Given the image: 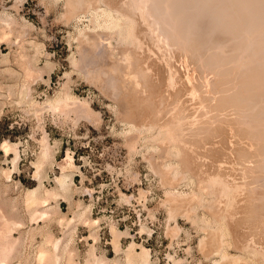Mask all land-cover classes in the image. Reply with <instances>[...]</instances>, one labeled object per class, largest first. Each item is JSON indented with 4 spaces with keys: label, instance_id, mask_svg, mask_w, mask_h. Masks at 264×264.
<instances>
[{
    "label": "rangeland",
    "instance_id": "1",
    "mask_svg": "<svg viewBox=\"0 0 264 264\" xmlns=\"http://www.w3.org/2000/svg\"><path fill=\"white\" fill-rule=\"evenodd\" d=\"M165 1L0 0L10 264H55L41 248L58 264H128L143 247L149 264H264V20L237 0ZM39 184L58 195L32 219Z\"/></svg>",
    "mask_w": 264,
    "mask_h": 264
},
{
    "label": "bare ground",
    "instance_id": "2",
    "mask_svg": "<svg viewBox=\"0 0 264 264\" xmlns=\"http://www.w3.org/2000/svg\"><path fill=\"white\" fill-rule=\"evenodd\" d=\"M165 1V0H164ZM177 1V0H176ZM184 1V0H183ZM203 1V0H202ZM205 1V0H204ZM139 2V1H138ZM144 2V1H143ZM147 2V1H146ZM166 2V1H165ZM178 2V1H177ZM193 2H195V1H193ZM200 2V1H199ZM207 2H209V1H207ZM237 2H238V5H237V7L236 8H238V6H239V8L237 9L238 11L240 10V12L242 11V8L244 7V8H248V6H251V7H254L255 5L258 7L257 9H255L256 11H254V14L253 13H250L251 12V10H250V12H249V10L247 9H243V11L241 12L242 13V15H243V17L245 16L244 14H248V13H250V17H248V16H245V20H248V18H249V21H252V20H254V18H253V15H254V17L256 16V14H258V16L255 18L256 19V21H262L260 18H263V20H264V0H240V1H238L237 0ZM241 2H243V4L244 5H242L241 4ZM155 3V2H154ZM162 3H163V1H162ZM170 3V2H169ZM201 3V2H200ZM143 4V3H142ZM145 4V3H144ZM168 4V3H167ZM211 4V3H210ZM218 4V3H217ZM234 4V3H233ZM237 4V3H236ZM155 5V4H154ZM162 5V4H161ZM179 5V4H178ZM141 6V5H140ZM143 6V5H142ZM162 6H164V3H163V5ZM169 6V5H168ZM187 6V5H186ZM198 6H200V4L198 5ZM198 6H196V7H198ZM232 6V5H231ZM90 7V6H89ZM144 7V6H143ZM147 7V6H146ZM178 7V6H177ZM220 7V6H219ZM260 7L262 8V9H260ZM92 8V7H91ZM140 8V7H139ZM150 8V7H149ZM165 9H166V7H164ZM211 8V7H210ZM223 8V7H222ZM222 8H220L221 10H222ZM225 8V7H224ZM228 7H226V9H227ZM256 8V7H255ZM134 9V8H133ZM205 9V8H204ZM219 9V11L221 12V10ZM250 9V8H249ZM254 9V8H253ZM143 9H141V11H142ZM145 10H146V8H145ZM191 10V9H190ZM193 10V9H192ZM89 11V10H88ZM111 11H113V10H111ZM147 11H149V10H147ZM146 11V12H147ZM159 11V10H158ZM245 11H248L247 13H245ZM96 12V11H95ZM143 12V11H142ZM150 12V11H149ZM203 12H205V11H203ZM89 13V12H88ZM97 13V12H96ZM103 13H104V11H103ZM105 13H106V10H105ZM119 13V12H118ZM165 13H166V11H165ZM187 13V12H186ZM226 13V12H225ZM237 12H235V14H236ZM244 13V14H243ZM107 14H109L108 12H107ZM120 14V13H119ZM143 14V13H142ZM201 14V13H200ZM203 14H206V13H203ZM203 14L201 15V16H203ZM220 15H221V18H222V16L223 15H225V14H223V12L222 13H219ZM229 14V13H228ZM232 14V13H231ZM233 14H234V12H233ZM238 14H240L239 12H238ZM238 14H237V17H238ZM251 14H253L252 16H251ZM84 15V14H83ZM82 15V16H83ZM110 15V14H109ZM117 15V14H116ZM115 15V16H116ZM147 15V14H146ZM154 15V14H153ZM157 15V14H156ZM191 15V14H190ZM194 15H196V14H194ZM209 15V14H208ZM220 15H218L219 16V18H220ZM227 15V14H226ZM224 16V18L225 19H229V18H227V16ZM230 15V14H229ZM249 15V14H248ZM94 16V15H93ZM106 16H108V15H106ZM105 16V17H106ZM122 16V15H121ZM172 16V15H171ZM233 16V15H232ZM231 15L229 16V17H232ZM109 17H111V16H109ZM112 17H114V15H112ZM118 17H119V15H118ZM151 17V16H150ZM153 17V16H152ZM158 17V16H157ZM166 17V16H165ZM179 17V16H178ZM189 17V16H188ZM234 17V16H233ZM233 17L231 18V19H233ZM242 17V18H243ZM246 17H248V18H246ZM115 18V17H114ZM120 18V17H119ZM141 18V17H140ZM168 18V17H167ZM203 18V17H202ZM257 18H258V20H257ZM99 19V18H98ZM116 19V18H115ZM115 19H113L114 21V24H116V25H120V26H122V24H119L120 23V20H119V22H117V20H115ZM214 19H216V18H214ZM251 19V20H250ZM260 19V20H259ZM109 20V19H108ZM108 20H106L107 22H108ZM165 20V19H164ZM167 20V19H166ZM165 20V21H166ZM169 20V19H168ZM174 20V19H173ZM241 20V19H240ZM112 21V20H111ZM163 21V20H162ZM229 21V20H228ZM243 21V20H242ZM255 21V20H254ZM7 22V21H6ZM168 22V21H167ZM230 22V21H229ZM228 22V23H229ZM166 23V22H165ZM191 23V22H190ZM221 23V22H220ZM251 23V22H250ZM262 23V22H261ZM8 24V23H7ZM112 24V23H111ZM123 24H124V22H123ZM132 24V23H131ZM181 24V23H180ZM236 24H237V22H236ZM254 24H255V22H254ZM264 24V22L262 23V25ZM109 25H110V20H109ZM169 25V24H168ZM182 25H183V23H182ZM191 25V24H190ZM202 25V24H201ZM205 25H207V24H205ZM209 25V24H208ZM207 25V26H208ZM230 25H231V22H230ZM251 25H252V23H251ZM115 26V25H114ZM119 26V27H120ZM151 26H153L152 24H151ZM167 26V25H166ZM170 26V25H169ZM196 26V25H195ZM202 26H204V25H202ZM220 26V25H219ZM232 26V25H231ZM240 26V25H239ZM249 26H250V24H249ZM256 26V25H255ZM264 26V25H263ZM118 27V26H117ZM116 27V28H117ZM124 27V26H123ZM131 27V26H130ZM150 27V26H149ZM182 27V26H181ZM247 27V26H246ZM252 27V26H251ZM128 28V27H127ZM132 28V27H131ZM154 28V27H153ZM167 28V27H166ZM180 28V27H179ZM240 28V27H239ZM130 29V28H129ZM159 29V28H158ZM169 29V28H168ZM203 29H204V27H203ZM184 30V29H183ZM200 30V29H199ZM199 30L197 31V32H199ZM230 30V29H229ZM245 30V29H244ZM252 30V29H251ZM250 30V31H251ZM254 30V29H253ZM6 31V30H5ZM130 31H133L132 29L130 30ZM156 31V30H155ZM160 31V30H159ZM173 31V30H172ZM178 31V30H177ZM240 31V30H239ZM242 31V30H241ZM175 32V31H174ZM255 32H256V30H255ZM254 32V33H255ZM264 32V31H263ZM130 33V32H129ZM177 33V32H176ZM228 33V32H227ZM251 33V32H250ZM256 33H258V32H256ZM260 33V32H259ZM120 33H118V35H119ZM169 34V33H168ZM175 34V33H174ZM198 34V33H197ZM207 34V33H206ZM235 34V33H234ZM262 34V33H261ZM133 35V34H132ZM255 35V34H254ZM126 36V35H125ZM180 37V36H179ZM198 37V36H197ZM231 37V36H230ZM233 38H234V36H232ZM248 37V36H247ZM126 38V37H125ZM170 38V37H169ZM166 39V38H165ZM199 39V38H198ZM236 39V38H235ZM249 39V38H248ZM133 40V39H132ZM204 40V39H203ZM240 40V39H239ZM263 40V39H262ZM17 41V40H16ZM126 41V40H125ZM231 41V40H230ZM244 41V40H243ZM246 41V40H245ZM140 42V41H139ZM167 42V41H166ZM263 42V41H262ZM134 43V42H133ZM238 43H240V42H238ZM251 43V42H250ZM249 43V44H250ZM237 44V43H236ZM263 44V43H262ZM141 45V44H140ZM234 45V44H233ZM243 45V44H242ZM255 45H256V43H255ZM232 46V45H231ZM236 46V45H235ZM234 46V47H235ZM260 46H262V45H260ZM259 46V47H260ZM246 47H248V46H246ZM213 48V47H212ZM248 49V48H247ZM234 50V49H233ZM236 50V49H235ZM234 50V51H235ZM249 50V49H248ZM259 50V49H258ZM251 52V51H250ZM214 53V52H213ZM217 53V52H216ZM218 53H219V51H218ZM260 53V52H259ZM235 54H237V53H235ZM214 55V54H213ZM230 55V54H229ZM237 56H238V54H237ZM242 56V55H241ZM232 57H234V55H232ZM225 58V57H224ZM256 58V57H255ZM219 59V58H218ZM246 60V59H245ZM256 60V59H255ZM259 60V59H258ZM217 61V60H216ZM241 61V60H240ZM243 61V60H242ZM224 62V61H223ZM234 62V61H233ZM239 62V61H238ZM30 63H31V61H30ZM218 63V62H217ZM221 63V62H220ZM226 63V62H225ZM225 63H223L224 65H225ZM228 63V62H227ZM235 63V62H234ZM236 64V63H235ZM216 65V64H215ZM240 65H242V64H240ZM239 65V66H240ZM172 66V65H171ZM226 66V65H225ZM224 66V67H225ZM233 66V65H232ZM247 66V65H246ZM220 67V66H219ZM223 67V66H222ZM37 68V67H36ZM241 68V67H240ZM231 69H232V67H231ZM234 69V68H233ZM226 70V69H225ZM178 72V71H177ZM191 72V71H190ZM221 72V71H220ZM219 72V73H220ZM227 72V71H226ZM229 72V71H228ZM255 72H256V70H255ZM175 73V72H174ZM239 73V72H238ZM254 73V72H253ZM176 74V73H175ZM222 74V73H221ZM235 74V73H234ZM245 74V73H244ZM249 74V73H248ZM178 75V74H177ZM223 75V74H222ZM228 75V74H227ZM239 75V74H238ZM242 75V74H241ZM218 76V75H217ZM231 76V75H230ZM244 76V75H243ZM177 78V77H176ZM210 78V77H209ZM213 78V77H212ZM227 78H229V77H227ZM252 78V77H251ZM260 78H262V77H260ZM238 79V78H237ZM248 79H249V77H248ZM252 79H254V78H252ZM230 80V79H229ZM232 81V80H231ZM239 81V80H238ZM249 81V80H248ZM252 81V80H251ZM221 82V81H220ZM240 82H241V80H240ZM215 83V82H214ZM213 83V84H214ZM231 83V82H230ZM242 83V82H241ZM264 83V82H263ZM208 84V83H207ZM216 84V83H215ZM221 84H222V82H221ZM227 84H229V83H227ZM253 84H255V83H253ZM262 84V83H261ZM189 85V84H188ZM219 85V84H218ZM223 85V84H222ZM249 85V84H248ZM1 86V85H0ZM242 86H243V84H242ZM258 86V85H257ZM246 87V86H245ZM255 87V86H254ZM253 87V88H254ZM15 88V87H14ZM194 88V87H193ZM208 88V87H207ZM215 88V87H214ZM224 88V87H223ZM227 88V87H226ZM242 88V87H241ZM240 88V89H241ZM252 89V88H251ZM168 90V89H167ZM170 90H171V88H170ZM194 91H196V90H194ZM212 91V90H211ZM223 91V90H222ZM250 91V90H249ZM257 91V90H256ZM255 91V92H256ZM205 92V91H204ZM264 92V91H263ZM29 93V92H28ZM170 93V92H169ZM216 93V92H215ZM226 93V92H225ZM240 93V92H239ZM260 93V92H259ZM60 94V93H59ZM171 94V93H170ZM201 94V93H200ZM241 94V93H240ZM63 95V94H62ZM193 95V94H192ZM195 95H197V94H195ZM218 95V94H217ZM251 95H253V94H251ZM257 95V94H256ZM239 96V95H238ZM255 96V95H254ZM253 96V97H254ZM259 96V95H258ZM257 96V97H258ZM20 97H21V95H20ZM202 97V96H201ZM218 97V96H217ZM220 97V96H219ZM228 97V96H227ZM30 98V97H29ZM238 98V97H237ZM260 98H263V96L262 97H260ZM27 99V98H26ZM197 99V98H196ZM204 99V98H203ZM232 99V98H231ZM234 99V98H233ZM253 99V98H252ZM62 100V99H61ZM195 100V99H194ZM225 100V99H224ZM250 100V99H249ZM29 101V100H28ZM198 101V100H197ZM234 101V100H233ZM255 101V100H254ZM262 101H264V100H262ZM63 102V101H62ZM194 102H196V101H194ZM201 102V101H200ZM207 102V101H206ZM237 102V101H236ZM242 102V101H241ZM57 103H58V101H57ZM212 103V102H211ZM229 103H231V102H229ZM238 103L240 104V101H238ZM237 103V104H238ZM260 103V102H259ZM38 104V103H37ZM36 104V105H37ZM62 104V103H61ZM61 104H59L58 103V105H56L57 107L59 106V105H61ZM196 104V103H195ZM235 104V103H234ZM203 105V104H202ZM201 105V106H202ZM52 106H53V104H52ZM214 106V105H213ZM233 106V105H232ZM262 106V105H261ZM246 107H248V106H246ZM208 108V107H207ZM225 108H226V105H225ZM215 109V108H214ZM248 109V108H247ZM217 110V109H216ZM215 111V110H214ZM218 111H220V110H218ZM239 111V110H238ZM242 111V110H241ZM245 111H247V110H245ZM249 111V110H248ZM247 111V112H248ZM216 112V111H215ZM223 112V111H222ZM206 113V112H205ZM220 113V112H219ZM255 113V112H254ZM250 114H252V112L250 113ZM218 115V114H217ZM254 115V114H253ZM261 115H263V114H261ZM235 117V116H234ZM242 117V116H241ZM259 117V116H258ZM187 118V117H186ZM261 118V117H260ZM248 119V118H247ZM202 120V119H201ZM179 121H181V119L179 120ZM199 121V120H198ZM200 122V121H199ZM207 122V121H206ZM261 122V121H260ZM259 123V122H258ZM193 124V123H192ZM197 124V123H196ZM248 126V125H247ZM257 126V125H256ZM255 126V127H256ZM262 126V125H261ZM260 127V126H259ZM164 129V128H163ZM174 130V129H173ZM182 130V129H181ZM257 130H259V129H257ZM160 132V131H159ZM263 132V131H262ZM250 133V132H249ZM158 135V134H157ZM260 135V134H259ZM160 136V135H159ZM257 137H259L258 135H256ZM161 137V136H160ZM155 138V137H154ZM171 138V137H170ZM173 138V137H172ZM238 138V137H237ZM171 140V139H170ZM264 141V140H263ZM8 141H4L3 142V147H6V146H8V143H7ZM15 145V144H14ZM175 145V144H174ZM49 146V145H48ZM15 148V147H14ZM13 148V149H14ZM175 149V148H174ZM263 149V148H262ZM16 150V149H15ZM47 150V149H46ZM264 150V149H263ZM48 151V150H47ZM179 151V150H178ZM18 152V151H17ZM46 152V151H45ZM44 152V153H45ZM48 153V152H47ZM46 153V154H47ZM52 153V152H51ZM46 154H44V156L43 157H45V155ZM17 155H18V153H17ZM49 155V154H48ZM19 156V155H18ZM67 158V157H66ZM52 159V158H51ZM44 160V159H43ZM50 160V159H49ZM245 160V159H244ZM243 160V161H244ZM15 161V160H14ZM256 161V160H255ZM13 162V161H12ZM17 162H15V164H16ZM65 163V162H64ZM71 163H73V162H71ZM235 163V162H234ZM14 164V165H15ZM237 164V163H236ZM64 165H66V164H64ZM67 165H68V163H67ZM169 165V164H168ZM233 165V164H232ZM249 165V164H248ZM41 167V166H40ZM221 168V167H220ZM203 169V168H202ZM43 170V169H42ZM236 170V169H235ZM39 171V170H38ZM238 173V172H237ZM221 175V174H220ZM229 175V174H228ZM64 176V175H63ZM63 176H62V178H61V180L60 179H56L58 182H59V184H60V186H62V190H65L66 188H68V186L69 185H67L68 183H66L67 181H66V179H63ZM186 176V175H185ZM189 176V175H188ZM39 177V176H38ZM184 177V176H183ZM219 179H220V177H219ZM223 179V178H222ZM66 182H65V181ZM191 181V180H190ZM220 181V180H219ZM219 181H216V182H219ZM225 184V186H224V184ZM220 183V182H219ZM227 183V182H226ZM226 183H225V181H221V184L223 185V188H222V190L223 191H225V190H227L226 189ZM42 184V183H41ZM255 184V183H254ZM40 185V184H39ZM236 185V184H235ZM228 187H230L229 185L227 186V188ZM33 189V188H32ZM43 189V188H42ZM45 189V188H44ZM56 189V188H55ZM55 189L54 190H46V192H45V190H44V192H41V185L40 186H38V187H36L35 189H33V190H31L30 189V191L27 193V197H26V199L27 200H25L26 201V205L27 204H29L28 205V207L31 209V217H32V219H35L36 217H38L39 218V216L42 214V215H44L45 213H47L48 211H50V209L53 207H51L50 206V197H53L54 195L55 196H57L58 195V193H57V190L55 191ZM59 189H61V188H59ZM61 190V191H62ZM67 190V189H66ZM219 190V189H218ZM231 190V189H230ZM235 190V189H234ZM59 192V191H58ZM226 192V191H225ZM229 192V191H228ZM9 193V192H8ZM222 193V192H221ZM220 194V193H219ZM202 195V194H201ZM226 195V194H225ZM227 195H228V193H227ZM203 196V195H202ZM229 196V195H228ZM60 198V197H59ZM231 198V197H230ZM203 199V198H202ZM204 200V199H203ZM220 202V201H219ZM5 203V202H4ZM202 203V202H201ZM225 205V204H224ZM237 205V204H236ZM6 206V205H5ZM10 206V205H9ZM196 206V205H195ZM41 207L43 208L41 211H42V213L40 212V214H39V216L37 215L38 213H39V210L41 209ZM224 209V208H223ZM1 210V209H0ZM14 210V209H13ZM28 210V209H27ZM88 210V209H87ZM15 211V210H14ZM17 211V210H16ZM53 211V210H52ZM82 211V210H81ZM86 211V210H85ZM229 211V210H228ZM75 212V211H74ZM83 212V211H82ZM29 213H30V211H29ZM7 214V213H6ZM10 214V213H9ZM14 214V213H13ZM75 214V213H74ZM224 214V213H223ZM1 216H2V214H0ZM37 215V216H36ZM85 215V214H84ZM84 215H82V217H84ZM1 216H0V224H1V226H0V255H1V258H2V261L1 262H6V260H8L7 261V263H5V264H8L9 263V260H10V257H12V255L15 253V249L17 250L18 248H16L17 246H16V244L18 245V238H13L12 236H10V234H8V232H7V227L9 226L8 224L9 223H11L12 222V220L10 221V219H9V217H7V215H4L3 214V216H2V218L3 219H1ZM81 216V215H80ZM224 216H226V215H224ZM55 217V216H54ZM89 217V216H88ZM87 218V217H86ZM13 219V218H12ZM90 219V218H89ZM38 220V219H37ZM36 220V221H37ZM72 220H74L73 218H71V220H69V221H71V222H73ZM91 220V219H90ZM18 221V220H17ZM51 221H52V219H51ZM75 221V220H74ZM86 221H88V220H86ZM96 221V220H95ZM224 221V220H223ZM63 222V221H62ZM85 222V221H84ZM89 222V221H88ZM13 223V222H12ZM21 223V222H20ZM60 223V222H59ZM68 223V222H67ZM15 224V223H14ZM22 224V223H21ZM25 224V223H24ZM86 225V224H85ZM72 226V225H71ZM10 227V226H9ZM18 227V226H17ZM24 227V226H23ZM36 229V228H35ZM75 229V228H74ZM44 230V229H43ZM116 231V230H115ZM65 232V231H64ZM70 232V231H69ZM13 233V232H12ZM12 233H11V235H12ZM114 233H116V232H114ZM121 235V234H120ZM54 236V235H53ZM66 236H67V234H66ZM116 236V235H115ZM117 236H118V233H117ZM116 236V237H117ZM49 237V236H48ZM68 237V236H67ZM72 237V236H71ZM71 237H70V235H69V238H67V239H69V241H70V239H71ZM116 237L114 238V239H116ZM54 238V237H53ZM64 238H65V236H64ZM120 238V237H119ZM51 240H52V238H50ZM50 239H48V240H50ZM61 240V239H60ZM60 240H58L57 239V241L55 240V250L54 251H56L57 249H58V245L60 244ZM72 240V239H71ZM20 241V240H19ZM21 241H23V240H21ZM115 241V240H114ZM66 242H67V240H66ZM116 242H117V240H116ZM120 242V241H119ZM54 243V242H53ZM71 243V242H70ZM20 244V243H19ZM225 244V243H224ZM68 245V244H67ZM133 245H135V243L134 244H131L129 247L130 248H128V250L130 249V251L131 250H133V249H131V247L133 246ZM43 246V245H42ZM115 246V245H114ZM135 247V246H134ZM21 248V247H20ZM118 248L119 247H117L116 246V248L115 249H117L118 250ZM133 248V247H132ZM48 248H41V251H39L38 253H39V259H41V260H43V259H45V258H51V259H54L55 260V262L57 263L58 261H59V259H60V257H61V255L59 256L58 254H57V251L56 252H54V253H51V252H49L48 250H47ZM68 249V248H67ZM19 250V249H18ZM93 250V249H92ZM120 250V249H119ZM219 250V249H218ZM129 251V252H130ZM221 251V250H220ZM59 252V251H58ZM92 252V251H91ZM225 252H226V250H225ZM37 253V254H38ZM60 253V252H59ZM65 253H66V248H65ZM127 253V252H126ZM138 253V252H137ZM17 254V253H16ZM15 255V254H14ZM75 255V254H74ZM91 255H93L92 253L90 254V256ZM95 255H93V257H94ZM16 257V256H15ZM14 257V258H15ZM38 258V257H37ZM102 258V257H101ZM100 257L98 258V256L96 257L95 256V260H93V262H90L91 260H89V261H87V263L86 264H106V261L104 260V258H102L101 259ZM49 259H47V260H49ZM63 259V258H62ZM61 259V260H62ZM15 260V259H14ZM36 260V259H35ZM107 260V259H106ZM111 260V259H110ZM130 264H149L150 263V252H149V249L148 248H146V247H143V249L141 250V252H139L138 254H136V252L135 253H133V252H130L128 255H127V259H126ZM44 261V260H43ZM46 261V260H45ZM53 261V260H52ZM51 261V262H52ZM72 261H74V260H72ZM37 262V261H36ZM47 263H49V262H47ZM55 263V264H56ZM72 264H74L73 262H71ZM79 263V262H78ZM128 263V264H129ZM10 264V263H9ZM52 264V263H51ZM58 264V263H57ZM108 264V263H107ZM119 264V263H118ZM126 264V263H125Z\"/></svg>",
    "mask_w": 264,
    "mask_h": 264
}]
</instances>
